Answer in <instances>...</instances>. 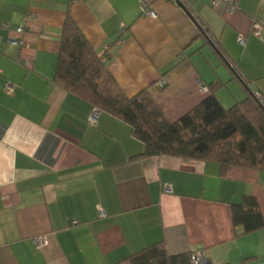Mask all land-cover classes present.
I'll use <instances>...</instances> for the list:
<instances>
[{
  "label": "crops",
  "instance_id": "crops-1",
  "mask_svg": "<svg viewBox=\"0 0 264 264\" xmlns=\"http://www.w3.org/2000/svg\"><path fill=\"white\" fill-rule=\"evenodd\" d=\"M212 1L0 0V264H115L160 242L208 264H264V228L243 234L230 211L251 197L264 222V169L140 157L125 123L53 83L70 15L123 94L148 89L170 123L216 82L225 107L264 100V0Z\"/></svg>",
  "mask_w": 264,
  "mask_h": 264
},
{
  "label": "trees",
  "instance_id": "trees-1",
  "mask_svg": "<svg viewBox=\"0 0 264 264\" xmlns=\"http://www.w3.org/2000/svg\"><path fill=\"white\" fill-rule=\"evenodd\" d=\"M204 36L207 30H201ZM90 46L74 20L67 15L57 54L53 83L100 113L125 123L133 139L143 145L140 157L170 156L230 167L264 169V105L253 94L224 108L216 93L226 85H209L210 94L174 123L144 89L127 97ZM231 221L243 234L264 228L256 201L245 197L231 204ZM168 255L162 242L115 264H192L191 254ZM208 264V262H206Z\"/></svg>",
  "mask_w": 264,
  "mask_h": 264
},
{
  "label": "built area",
  "instance_id": "built-area-1",
  "mask_svg": "<svg viewBox=\"0 0 264 264\" xmlns=\"http://www.w3.org/2000/svg\"><path fill=\"white\" fill-rule=\"evenodd\" d=\"M168 1L173 2V3L180 2V0H168ZM218 3H219L218 0H213L212 1V5L213 6H217ZM228 5H229V9L230 10H235L236 9V7L233 4L232 0L228 1ZM142 13L145 14L146 16L150 17V18H155V14L153 13V11L146 4H143ZM257 28H258V25H253L252 32L255 33ZM17 33L18 34H22L23 33V29L22 28L17 29ZM238 43L242 44L243 43V39L239 38L238 39ZM10 44H11V46H13V47H15L17 49H21V48L25 47V43H24V41L22 39L13 40V41L10 42ZM102 61L106 64V60L105 59H103ZM3 90H4L5 93L11 94L13 92V86L10 83L5 82L4 86H3ZM200 90L202 92H207V88L205 86H201ZM256 99L261 104L264 105V100L262 99V97L259 94L256 95ZM93 116H94V114H91L89 116V118H88V123L89 124H92L94 122ZM164 191L169 193L170 189L169 188H165ZM72 224L74 225L75 222L73 221ZM32 243H33V245L36 248H42V247H44L46 245V239H45L44 236L37 237V238L32 239ZM190 260H191L192 264H206V262H207L205 255L202 252H200V251L193 252L191 254Z\"/></svg>",
  "mask_w": 264,
  "mask_h": 264
},
{
  "label": "water",
  "instance_id": "water-1",
  "mask_svg": "<svg viewBox=\"0 0 264 264\" xmlns=\"http://www.w3.org/2000/svg\"><path fill=\"white\" fill-rule=\"evenodd\" d=\"M177 4H178L180 7L184 8L183 5H182V3L177 2ZM186 13H188V15L190 16L189 12L186 11Z\"/></svg>",
  "mask_w": 264,
  "mask_h": 264
},
{
  "label": "rangeland",
  "instance_id": "rangeland-1",
  "mask_svg": "<svg viewBox=\"0 0 264 264\" xmlns=\"http://www.w3.org/2000/svg\"><path fill=\"white\" fill-rule=\"evenodd\" d=\"M224 108H229V107H225V106H223Z\"/></svg>",
  "mask_w": 264,
  "mask_h": 264
}]
</instances>
